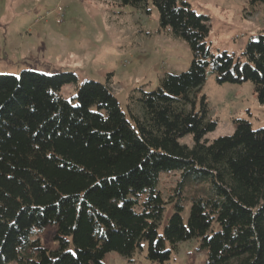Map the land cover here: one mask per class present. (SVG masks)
I'll return each instance as SVG.
<instances>
[{"label":"trees","instance_id":"trees-1","mask_svg":"<svg viewBox=\"0 0 264 264\" xmlns=\"http://www.w3.org/2000/svg\"><path fill=\"white\" fill-rule=\"evenodd\" d=\"M121 2L144 10L149 2L160 28L188 45L190 66L130 96L127 113L108 82L78 84L70 72L0 75V264H102L108 253L130 261L143 250L164 264L191 240L203 264H264V127L236 120L232 135L207 142L217 122L199 95L210 71L218 85L252 83L264 111V32L241 60L213 55L209 19L184 0ZM261 4L247 0L245 15ZM68 85L75 94L65 99ZM186 136L191 147L180 143ZM172 174L165 201L159 183ZM48 226L51 250L38 238Z\"/></svg>","mask_w":264,"mask_h":264},{"label":"rangeland","instance_id":"rangeland-1","mask_svg":"<svg viewBox=\"0 0 264 264\" xmlns=\"http://www.w3.org/2000/svg\"><path fill=\"white\" fill-rule=\"evenodd\" d=\"M192 10L209 19L205 42L213 55L227 53L242 59L246 43L264 32V5L245 15L247 0H184ZM192 60L186 42L160 28L156 9L148 2L144 9L124 5L121 0H0V75L19 76L22 71L54 75L73 73L78 84L92 80L109 83L121 109L127 113L130 96L156 89L166 74L188 70ZM61 94L70 99L73 85ZM199 95L209 104L215 130L204 140L230 136L234 121L245 120L253 130L264 127V111L257 102L250 82L239 85L215 82L207 71ZM181 144L192 146L186 136ZM178 180L177 174L162 176L159 190L167 201ZM192 187L185 195L190 196ZM190 202L184 207L186 220ZM173 213L165 206L158 232ZM55 227H46L38 238L46 249H53ZM197 241L182 242L164 264H203V254L196 252ZM7 264H17L10 262ZM102 264H155L145 259V250L130 261L117 253H108Z\"/></svg>","mask_w":264,"mask_h":264}]
</instances>
